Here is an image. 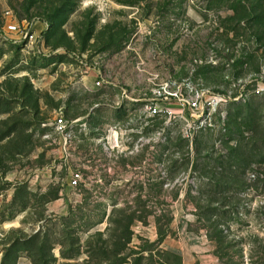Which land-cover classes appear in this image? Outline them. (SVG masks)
I'll list each match as a JSON object with an SVG mask.
<instances>
[{
    "label": "rangeland",
    "instance_id": "374dc122",
    "mask_svg": "<svg viewBox=\"0 0 264 264\" xmlns=\"http://www.w3.org/2000/svg\"><path fill=\"white\" fill-rule=\"evenodd\" d=\"M60 116L90 155L115 133L126 174L63 151ZM73 169L82 204L47 212ZM0 224V264H264V0H0Z\"/></svg>",
    "mask_w": 264,
    "mask_h": 264
},
{
    "label": "crops",
    "instance_id": "0c3cea01",
    "mask_svg": "<svg viewBox=\"0 0 264 264\" xmlns=\"http://www.w3.org/2000/svg\"><path fill=\"white\" fill-rule=\"evenodd\" d=\"M78 125L81 126L82 129L87 127V125H85V123H83V124L79 123ZM91 129H92L91 132L93 133L94 129L93 128H91ZM83 140L82 141H76L75 139H73L72 141H70L69 143H67L65 145L63 143L62 138L60 137V141H59L60 144L59 145L63 151L70 148V150L72 149V151H76V154H78L79 156H81V157L84 156V158L86 159L87 162H91L94 167H97V168H94L93 171H94V173L95 172L97 173L99 178L102 177L101 175L104 176L106 171L108 172L109 176L111 173L117 174L119 172L121 174L122 173L126 174L127 168L131 167L128 164L130 162V159H129L130 157L128 155L115 153V151L117 152V150H118L117 147L120 143L119 140L116 138L115 133L111 134L110 137H108L104 140L100 139L99 137L98 138L93 137L92 140H93L94 148L92 149L93 152L91 155L88 154L87 143H81L80 144V142H83ZM115 142H117V144H115ZM101 151H105L107 153L101 154ZM59 153H60L59 158L61 160L64 159V161L67 163L65 158L68 157L67 156L68 153L66 152V155H63L61 150H59ZM104 163H106L107 166H105ZM51 170H52V165L41 166L40 168H38V170L34 171V175L32 177L24 178V182H22V183L27 184L26 188L28 190H30V192L33 191L32 188H38V185L41 186V183L46 182L47 184H51V183H53V180L51 177ZM18 174H20V172L17 169L13 170L12 168H10V169H7L3 173V177L7 180H11L12 178L17 176ZM21 178H23V177L21 176ZM22 183L20 182V184H22ZM33 185H35V186H33ZM80 187H81V181L77 187L73 188L70 186L69 179H68L65 182L64 186H62L60 188L59 192L57 193V196L54 198V201L52 203H50L48 206H46V211L53 213V214H64L66 211H68L70 209V207L74 206V204L81 205L84 198L82 197V194L80 192V189H81ZM13 189L15 191L17 189V187L14 186ZM38 189H40V188H38ZM44 189H45V187H44ZM6 221L7 220H5V223L8 226H12V223H10V222L8 223ZM40 223H41V220L36 221L37 228L33 229L31 235L39 233ZM13 226H21V220L17 219ZM28 236H30V235H28ZM180 250H181V248H180ZM0 251H1V255H2L1 238H0ZM52 256L54 258H58L59 254H58V252L53 251ZM19 258L27 259L25 256H20ZM69 260L65 259V261H63V262L69 263V262H71ZM0 261H1V257H0ZM71 263H74V262H71ZM26 264H31V262H29V260H28L26 262Z\"/></svg>",
    "mask_w": 264,
    "mask_h": 264
},
{
    "label": "built area",
    "instance_id": "2783aa9c",
    "mask_svg": "<svg viewBox=\"0 0 264 264\" xmlns=\"http://www.w3.org/2000/svg\"><path fill=\"white\" fill-rule=\"evenodd\" d=\"M5 32H9V33H14V34H18L21 38L26 39L28 41H35L36 40V34L33 31H30L29 28H27V25L21 29L19 27L18 24L15 23H8L6 25V30ZM96 84L99 85L100 82L97 80ZM169 85L172 86H178L180 83H177L176 81H169V83H165L163 90ZM165 97L169 96V97H179L180 93H178L177 91L174 92H169V91H163ZM180 99V98H178ZM227 98L224 95H220L217 93H209L205 103L206 106L209 107V109L215 110L216 106L226 102ZM188 104V107L190 110H194L196 112L203 113L204 110V104L201 105V107L198 109V103L197 100L195 99H191V100H183ZM147 111L149 113L150 116H158L161 113L166 112L168 115H170V112L165 109L164 107L159 106L157 103H152L147 105ZM207 109V108H206ZM208 112V110H207ZM75 122V121H74ZM73 121H67L64 120L61 116L58 117L55 120L54 123V131L56 132L57 135H59L62 140L63 143L66 145L67 143H69L70 141H72L74 139V135H72V128H73ZM185 136L186 137H192V131L191 129H187L185 130ZM115 144H117V142H115ZM82 178V173L79 169H73L71 174H70V178H69V184L71 187L75 188L79 185L80 181ZM0 257H1V251H0Z\"/></svg>",
    "mask_w": 264,
    "mask_h": 264
},
{
    "label": "trees",
    "instance_id": "16d2710c",
    "mask_svg": "<svg viewBox=\"0 0 264 264\" xmlns=\"http://www.w3.org/2000/svg\"><path fill=\"white\" fill-rule=\"evenodd\" d=\"M127 241H128V240H127ZM127 241H126L125 243L123 242V243H121V244H123V245H124V244H126V243H127Z\"/></svg>",
    "mask_w": 264,
    "mask_h": 264
}]
</instances>
